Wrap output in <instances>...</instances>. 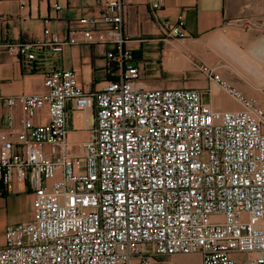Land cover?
<instances>
[{
  "label": "built area",
  "instance_id": "built-area-1",
  "mask_svg": "<svg viewBox=\"0 0 264 264\" xmlns=\"http://www.w3.org/2000/svg\"><path fill=\"white\" fill-rule=\"evenodd\" d=\"M66 1L93 12L64 33L46 17L39 39L0 37V52L43 75L40 91L3 97L0 196L28 186L33 199L30 219L6 224L0 264H150L173 254L264 264V107L206 65L201 74L238 108L216 109L196 88L140 85L124 29L131 0ZM164 28L181 36L184 14ZM89 42L108 47L117 71L94 91L60 65L67 46ZM91 108L96 124L76 153L70 113Z\"/></svg>",
  "mask_w": 264,
  "mask_h": 264
},
{
  "label": "crops",
  "instance_id": "crops-1",
  "mask_svg": "<svg viewBox=\"0 0 264 264\" xmlns=\"http://www.w3.org/2000/svg\"><path fill=\"white\" fill-rule=\"evenodd\" d=\"M0 0V37L4 40L33 41L43 36L44 18L60 33L67 22L93 11L84 4L55 10L42 0ZM131 0L124 25L133 65L141 70L139 84L147 88L188 87L202 91L203 100L216 109H235L238 103L201 74L198 67L215 68L247 96L255 97L264 107V0ZM185 16L181 36H170L165 22L175 23ZM108 47L99 42L67 46L60 65L76 70L87 90L101 89L116 77L115 67L108 66ZM25 67L16 53L0 52V118L6 111L3 97L32 94L43 88L40 69ZM68 142L76 153L96 124L94 109L71 111ZM18 189L0 196V243L8 223L31 217L33 194ZM26 188V189H27ZM195 264L201 258L193 256ZM191 262L190 260H185Z\"/></svg>",
  "mask_w": 264,
  "mask_h": 264
},
{
  "label": "rangeland",
  "instance_id": "rangeland-1",
  "mask_svg": "<svg viewBox=\"0 0 264 264\" xmlns=\"http://www.w3.org/2000/svg\"><path fill=\"white\" fill-rule=\"evenodd\" d=\"M25 189L24 191H27ZM193 256L200 257L199 254H173L170 256H161L158 257L155 261L150 264H195V262L191 259ZM190 260L191 262L185 261Z\"/></svg>",
  "mask_w": 264,
  "mask_h": 264
}]
</instances>
